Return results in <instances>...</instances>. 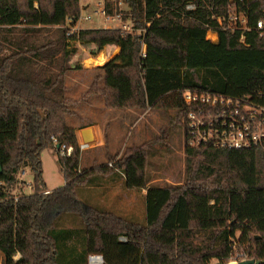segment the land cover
<instances>
[{"label":"trees","instance_id":"1","mask_svg":"<svg viewBox=\"0 0 264 264\" xmlns=\"http://www.w3.org/2000/svg\"><path fill=\"white\" fill-rule=\"evenodd\" d=\"M120 1L139 36L121 28L68 35L63 26L79 19V0H0L1 264H89L94 254L103 256V264L227 263L238 232L239 251L264 264V151L188 145L192 107L183 99L184 90L199 89L264 106V36L253 27L264 18V0ZM115 5L105 0L107 13ZM235 6L247 10L252 27L244 42L228 27ZM52 26L59 28H43ZM210 31L217 41L208 38ZM70 38L92 45L93 53L120 47L99 66L87 94H102L108 107L176 111L185 134V183L149 185L144 145L111 166L80 168L81 147L66 122L76 103L65 85L76 53L68 47ZM63 146L72 147L70 155L61 154ZM45 147L55 148L65 180L48 193L40 156ZM24 168L33 172L34 190L16 199L12 188ZM116 171L127 188L147 189L146 217L92 205L85 210L77 198L92 175ZM65 203L69 211L60 217L75 213L78 219L71 226L50 215Z\"/></svg>","mask_w":264,"mask_h":264},{"label":"rangeland","instance_id":"2","mask_svg":"<svg viewBox=\"0 0 264 264\" xmlns=\"http://www.w3.org/2000/svg\"><path fill=\"white\" fill-rule=\"evenodd\" d=\"M116 1L115 13H121L122 22H117L112 18L106 19L103 14L105 0H79L81 14L77 24L79 28L75 31L88 28L115 29L116 26L121 27V24H126L127 28L123 29L131 28L132 33L139 36L141 30H135L132 23L124 19L127 14V5L123 1ZM81 15L83 17L90 15L91 19H82ZM22 26V24L17 25L19 28ZM43 28L56 29L59 26ZM215 37V34L208 33L209 39L217 41V37ZM68 44L70 49H76V53L69 60L71 68L65 76L66 95L76 103L71 106L72 113L67 114L66 122L74 127L77 139L81 144L84 142L80 137V129L86 125L97 127L100 124L106 136L105 145H96L97 140L95 138L90 140L86 147L81 148L84 159L82 166L87 168L91 164L94 166L99 164L111 166L114 161L121 159L130 148L144 145L147 152L146 169L149 185L165 186L185 183L187 176L185 134L179 117L176 116V111L161 106L145 108L106 106L102 94L98 92L87 94V92L92 86L94 77L101 72L99 66H103L118 54L120 47L116 46L117 51H115V46L107 45L97 53H93L92 45H85L71 38L68 39ZM142 50H146L145 44H143ZM102 52L105 53L106 60L100 64L97 58ZM40 156L43 178L47 187L43 193L50 192L48 188L56 189L63 186L64 177L57 162L58 153L55 148L45 147ZM109 156H113L114 159L109 160ZM18 178V183L12 188V193L16 199L18 196L24 193H32L34 190V175L29 168L22 169ZM127 194L131 197L126 203L130 205L132 212L142 219L144 217L142 211L144 197L141 195V190L127 188ZM57 206H54L50 212L57 209ZM83 207L88 210L89 206L86 207L83 204ZM63 220L62 224L65 226L78 222L75 213L65 215ZM240 235L241 233L238 232L237 243H239ZM237 247L235 249L239 251V247ZM18 257L19 254L15 255V258ZM218 261V259H213L210 264H216ZM89 264L92 263L89 262Z\"/></svg>","mask_w":264,"mask_h":264},{"label":"built area","instance_id":"3","mask_svg":"<svg viewBox=\"0 0 264 264\" xmlns=\"http://www.w3.org/2000/svg\"><path fill=\"white\" fill-rule=\"evenodd\" d=\"M188 9H194V4H188ZM117 9V8H116ZM109 14L105 6L103 14L106 19H114L122 22L121 13ZM82 19L90 20L91 16H82ZM228 27L232 32H240V40L245 41L246 32L251 30L248 24V13L243 7H233L227 17ZM219 22L222 23L220 17ZM76 22L68 19L65 28H68V35H72L77 28ZM116 26L125 33H132L126 24ZM261 36H264V18L256 21L253 26ZM212 32V31H210ZM218 39V36H217ZM145 53V51H144ZM183 99L192 109L188 113V131L187 143L190 146L200 144H213L216 147L250 149L257 148L264 151V106L252 103L248 99H237L231 96L212 92L209 90L186 89L183 91ZM86 147L83 144L81 148ZM72 147L61 149L62 155H70ZM112 165V164H111ZM49 191H47L48 193ZM46 193V192H45ZM124 239V238H123ZM237 247L235 241L234 248ZM248 259L246 250L234 251L227 263H238ZM92 264H102L104 262L102 255L94 254L89 258Z\"/></svg>","mask_w":264,"mask_h":264},{"label":"crops","instance_id":"4","mask_svg":"<svg viewBox=\"0 0 264 264\" xmlns=\"http://www.w3.org/2000/svg\"><path fill=\"white\" fill-rule=\"evenodd\" d=\"M211 33L215 34L217 37V34L215 32H211ZM116 48L117 47L114 48L115 51H117ZM87 127H90L92 129L93 139L96 138L97 140L96 145H99V146L105 145L106 136L104 134V129L103 127H101L100 124L97 125V127H91L90 125H86L82 127L80 129L81 139L83 140L82 131L83 129ZM79 144L80 146L83 145V143L82 144L79 143ZM57 160H58V157H57ZM83 162H84L83 154L81 153L80 168H83V169L87 168V167L82 166ZM92 166H94V164H91L90 166H88V168ZM125 181H126V177L119 171H116V173L112 172L110 174H105V175H98V174L92 175L88 183H85L84 185L80 186L78 190L79 193H78L77 198L80 199L82 203L84 204V206L86 207L90 205L105 207V208L112 209L117 212L123 213L124 215H129L130 217L135 216L139 218L137 214L132 212L130 205L126 203L128 199H130L131 196L127 194V187L125 185ZM64 185H65V180H64ZM48 190L52 191L54 189L48 188ZM141 193H142L141 194L142 197H144L147 193V189H142ZM56 208L58 209L57 212H56L57 209H53L50 212V215L52 216V218H57V217L61 218L60 216L62 214L69 211L67 203L58 205ZM142 211L144 212V217H146L147 212H146L145 197H144V204L142 206ZM63 218H61V223H63L62 222Z\"/></svg>","mask_w":264,"mask_h":264},{"label":"water","instance_id":"5","mask_svg":"<svg viewBox=\"0 0 264 264\" xmlns=\"http://www.w3.org/2000/svg\"><path fill=\"white\" fill-rule=\"evenodd\" d=\"M82 137L84 140V144L88 145L89 141L93 139V133H92V129L90 127H87L85 129H83L82 131ZM60 144H57V148H60ZM2 172V166L0 164V173ZM103 257V256H102ZM1 260H2V254L0 252V264H1ZM216 264H231V263H226V262H222V261H218ZM232 264H260L259 261H256L255 259H246V260H242L238 263H232Z\"/></svg>","mask_w":264,"mask_h":264},{"label":"bare ground","instance_id":"6","mask_svg":"<svg viewBox=\"0 0 264 264\" xmlns=\"http://www.w3.org/2000/svg\"><path fill=\"white\" fill-rule=\"evenodd\" d=\"M97 59H98V62H100V64H102V62L104 63V60H106V56L104 52H102Z\"/></svg>","mask_w":264,"mask_h":264}]
</instances>
